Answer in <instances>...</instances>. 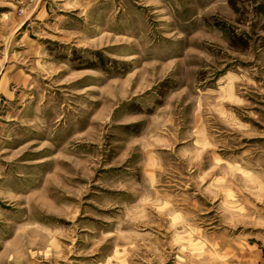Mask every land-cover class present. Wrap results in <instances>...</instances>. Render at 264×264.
<instances>
[{
  "label": "rangeland",
  "instance_id": "374dc122",
  "mask_svg": "<svg viewBox=\"0 0 264 264\" xmlns=\"http://www.w3.org/2000/svg\"><path fill=\"white\" fill-rule=\"evenodd\" d=\"M0 264H264V0H0Z\"/></svg>",
  "mask_w": 264,
  "mask_h": 264
}]
</instances>
